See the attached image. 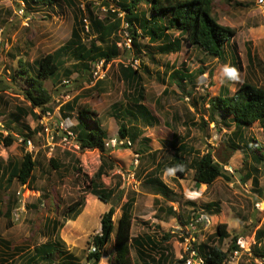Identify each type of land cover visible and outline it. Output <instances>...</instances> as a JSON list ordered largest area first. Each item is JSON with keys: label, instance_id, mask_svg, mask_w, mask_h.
Wrapping results in <instances>:
<instances>
[{"label": "rangeland", "instance_id": "obj_1", "mask_svg": "<svg viewBox=\"0 0 264 264\" xmlns=\"http://www.w3.org/2000/svg\"><path fill=\"white\" fill-rule=\"evenodd\" d=\"M77 1L83 3L84 0ZM94 1L100 16H104L106 10H120L115 0ZM24 6L22 0H0V95L3 96L0 133L15 136L14 143L8 147L0 140V237L10 241L9 254L16 259L22 252L31 253L42 243L55 242L53 225L50 223L48 229L45 224L56 219L65 244L60 245L61 254L56 251L55 263L91 264L87 255L93 247V236L101 231L102 215L114 205L116 223L122 206L131 200L133 237L154 236L162 246H168L172 255L169 254V263L165 261V264H185L182 262L185 251L180 244L181 226L188 223V215H195L194 222L201 214L210 217V222H198L197 236L201 243L217 245L226 251L234 236L250 243L254 239V243L240 247L227 264H264V257L254 250L261 246L256 233L259 228L264 229V155L258 145L250 148L249 143L253 138L264 143V122L247 126L245 138L236 141L239 149L233 151L229 145L233 127L222 122L221 113L216 116V122L208 113L210 98L223 86L231 92L243 81L264 87V7L257 0H214L213 13L218 22L236 30L225 61L206 55L203 49L193 48L186 42L179 52L164 54L161 52L163 41L154 43L141 37L139 41L144 47L139 55L144 58L143 64L139 59L133 60L135 47L122 51L115 61L104 64L106 76L99 79L104 83L98 87H93L96 81L89 71L74 72L70 77L61 72L58 81L46 80L53 96L51 116L29 115L17 120L16 107L28 106L23 91L31 86L22 77L23 67L35 75L37 60L57 51L70 39L79 14L74 4L63 0L53 5ZM141 9L147 11L148 18L152 16L148 3H141ZM126 27L123 26L124 38L128 35ZM169 32L172 40L181 37L178 30ZM94 37L83 34V42L90 46ZM234 50L237 59H234ZM63 56L66 67L74 62L67 55ZM131 62L140 69L147 67L142 82L146 93L144 105L155 120L151 124H145L141 118L127 121L131 127L139 125L143 131L130 148H125L112 146V140L119 138L118 122L129 118L123 110L139 112L129 97H125L128 92L120 74L119 64ZM183 64L196 73V78L179 85L165 73L181 70ZM225 66L235 68L239 78L229 80L223 72ZM198 70L202 72L197 73ZM67 80L69 82L65 83ZM76 96L82 97L79 105L87 104L98 113L108 133L106 146L110 158L102 179L113 190L110 202L88 192L90 178L102 163L100 152L97 149L81 152L74 138L63 139L65 133L60 122L67 130L74 131L80 106L64 115L58 108ZM114 106L120 107L119 111L114 112ZM202 119L207 124L201 123ZM174 133L178 136L176 146L186 142L195 148L194 152L184 154V158L197 161L211 151L216 161L226 162L224 166L231 174V181L221 177L210 186L198 185L193 169L181 178L177 170L171 168L158 174L167 188L166 193L159 189V184L149 183V174L156 164L168 163L178 153L172 145ZM27 140H31V144ZM25 152H31L38 161L34 182L28 186L20 185L17 180L9 184L6 180L9 167L18 164ZM51 158L58 161L57 168L52 166ZM81 198L85 199L81 212L75 220L69 219L73 212L67 211L68 206ZM174 206L178 210H174ZM224 222L228 224L229 236L221 241L217 225ZM166 233L171 236L168 242L164 239ZM113 240L114 236L99 264H111ZM16 246L21 249L12 250ZM1 248V252L6 250L4 246ZM260 252L264 253L263 247ZM157 256L158 253L151 252L147 254V261L155 264ZM131 258L134 264L143 263L134 250ZM16 261L19 264L20 260Z\"/></svg>", "mask_w": 264, "mask_h": 264}, {"label": "trees", "instance_id": "obj_2", "mask_svg": "<svg viewBox=\"0 0 264 264\" xmlns=\"http://www.w3.org/2000/svg\"><path fill=\"white\" fill-rule=\"evenodd\" d=\"M25 6L33 4L53 5L61 0H22ZM67 3H72L77 8L79 14L76 15V22L72 28L70 39L62 45L57 51L48 53L39 60H37L36 74H31L27 67H23V78L27 79L31 86L23 91L24 99L28 106L16 107L17 120L22 116L32 115L34 118H40L47 111H51V102L53 96L46 86V80L51 79L54 82L58 81L62 74L70 77L74 72L85 71L91 72L92 65L95 62L104 61L107 65L115 61L129 48L118 46L120 41H123V26L132 39V47H135L133 60L139 59L142 64L144 58L139 55L142 54L144 47L139 38H148L154 43L162 42L161 52L169 54L172 52H179L182 49L183 42L190 44L193 48L203 49L205 54H209L219 60H227L229 54V45L232 43L236 30L230 26L220 24L215 17L214 0H115L118 2L120 10L118 12L113 10H106L104 16H100L97 12V6L94 0H84L78 2L77 0H63ZM143 2L149 4L152 16L147 17V11L139 10V5ZM107 5L106 2H104ZM83 5V6H82ZM24 6V7H25ZM178 30L181 37H175L172 40V34L169 31ZM83 34L90 36L93 34L96 38L87 46L83 42ZM99 42V44L96 43ZM146 48L148 47L147 44ZM132 47H130L132 49ZM124 48V49H123ZM137 53V54H136ZM63 55L71 60L72 64L66 67V59ZM146 55V54H145ZM234 59H237L236 51L234 50ZM21 63L22 60H19ZM141 64V65H142ZM24 66V65H23ZM120 74L126 85L125 97H129L132 106L138 108V114L135 110H123L128 113L129 118L126 121H119L118 135L119 139H128L131 143L135 142L139 134L142 133L140 126H130L127 121L133 122V119H142L145 124H151L155 120L154 115L144 105L145 102V87L143 86L144 70L138 66H134V62L130 64H119ZM183 68V69H182ZM181 70H175L168 74L165 73L171 80L179 85L191 78H196V73L189 70L186 64H183ZM202 70H198L197 73ZM103 80H97L93 87H98L103 84ZM2 81L0 80V85ZM81 96H76L72 101L67 102L60 108V113L63 115L66 112L79 110V122L76 124L74 131L75 140L81 152L87 150H98L101 154V165L93 177L89 181V193L97 196L105 202H110L113 196V190L109 189L102 176L105 173L106 164H109L108 150L106 146L107 131L102 127L98 113L87 104H80ZM3 96L0 95V101H3ZM120 108V107H119ZM117 106H114V112L119 111ZM39 112H36V110ZM209 117L213 122H216V116L222 114V122L227 126H232L233 130L229 136V145L233 151L239 149L238 140L245 138V129L247 126H252L264 122V87L255 85L250 81H243L237 86L234 92L227 86H223L219 93L210 98L208 108ZM1 115V112H0ZM117 118H119L117 116ZM201 123L205 124L202 119ZM207 124V123H206ZM176 133L172 140L173 147L176 148L174 160L168 163H158L149 174L148 182L152 184H159V188L163 193H166V186L161 178L158 176L168 169H176L179 176L182 178L190 170H194V179L201 184L210 186L218 178H224L231 181V174L225 169L226 162L220 163L216 161L211 151L204 153L197 161L188 160L184 158V154H190L195 151L193 146H189L186 142H181L176 146ZM27 137H25V140ZM0 140L6 147L11 146L15 141V136L8 133L4 136L0 133ZM178 142V141H177ZM250 143V148L259 146L264 155V143L261 144L256 138H253ZM125 148H130L126 143ZM144 150V149H143ZM142 151V149L140 150ZM50 162L54 168L58 167V161L51 158ZM38 165L37 159L31 152H25L22 160L13 165L6 178L7 182L11 184L17 180L20 185L28 186L34 182V171ZM85 199L81 198L68 206L67 211L73 212L69 219H76L84 206ZM116 207L112 205L101 218V231L93 236V247L95 250H90L87 255V260L91 264H99L106 247L109 242L113 240V251L110 257L111 264H134L131 258V250L134 245L139 248L144 241L143 236L139 235L137 238L132 236L133 214L132 201L128 200L122 206V213L115 223L114 214ZM1 216V214H0ZM195 215H188V223H193ZM50 223L52 226V233L55 242H45L35 247L31 253L24 251L17 256L20 260L19 264H56L55 253L61 254L60 245L65 244L59 231L58 220L50 219L45 226L49 229ZM227 223H219L217 225V233L220 240L223 241L229 232L227 231ZM56 232V233H55ZM147 237V246L155 245L154 240L150 235ZM170 233L164 235L167 241L170 239ZM261 247L264 248V243L261 238H264V229L259 228L255 236ZM238 236H234L228 249L224 251L220 246L210 245L208 243H200V253L205 258V264H227L231 256L235 252L240 251L237 244ZM1 247H5V251L1 252L0 247V264H16V259L9 254L11 252L10 241L0 237ZM14 249H21L14 247ZM259 248H254L260 257H264V253L260 252ZM12 257V258H11ZM161 258V257H160ZM184 263V260H182ZM68 264V263H66Z\"/></svg>", "mask_w": 264, "mask_h": 264}, {"label": "built area", "instance_id": "obj_3", "mask_svg": "<svg viewBox=\"0 0 264 264\" xmlns=\"http://www.w3.org/2000/svg\"><path fill=\"white\" fill-rule=\"evenodd\" d=\"M257 2L264 7V0H257ZM21 12H23L24 10L21 9L20 10ZM118 46L119 47H132V39L129 37V35H127L126 38L123 39L122 42H119L118 43ZM135 66V64H134ZM104 61H100V62H96L91 70V73H92V77L94 78V82L99 80V79H103L105 78L106 76V72H104ZM65 83H68L69 81H64ZM58 110L60 111V108H58ZM52 112L51 111H47L45 114H44V118H45V115H48V116H51ZM60 125L61 127L64 129V141H67L69 138H74L75 139V134L70 131V130H67L65 127H64V123L63 122H60ZM51 139H54V136L51 137ZM27 142H29L31 144V140H27ZM128 144L130 147L132 145L131 141L130 140H127L125 141L124 139H114L112 140V146H123L124 144ZM77 147H79L77 145ZM51 151H53V148L50 149ZM139 155L137 156V160L136 162L138 163L139 162ZM174 210H178L177 206H174ZM202 221H205V222H210V217L208 215H204V214H201V216H199V220H194L193 223H186L184 224L183 226H181V233H180V239H182V241H180V244H181V247L184 248V251H185V255L182 257H184V262L185 264H205V258L204 256L202 255V253H200V248H199V245H200V239L198 238L197 234L199 233L200 231V228H199V224L198 222H202ZM243 240H244V244L243 243ZM251 243H254V239L252 240ZM249 240L243 238V237H240L238 238L237 240V244L239 245V247H242V248H245L247 246V244H251ZM250 247V246H249ZM96 247H92V250H95ZM239 252V251H237Z\"/></svg>", "mask_w": 264, "mask_h": 264}, {"label": "crops", "instance_id": "obj_4", "mask_svg": "<svg viewBox=\"0 0 264 264\" xmlns=\"http://www.w3.org/2000/svg\"><path fill=\"white\" fill-rule=\"evenodd\" d=\"M111 206L112 205H110V207ZM139 235H136L135 238H137V236H139ZM132 236H133V234H132ZM145 236L146 235L143 234L144 241H143V244L139 248H137L136 245H134L133 248H132V250L135 251V254H136L137 258L139 260H141V262H143L142 264H151L150 262L147 261V254H151V252L158 253L157 259L154 260L153 263H155V264H165L166 263L165 261L168 262L169 254H171V251H170L169 247L168 246H162V244L160 243V240L156 241L154 236H151V238L154 240L155 245L147 246V241H146L147 237H145ZM260 241H262L264 243V238H261ZM165 242H168V241H165ZM132 250H131V252H132ZM105 251H106V249H105ZM102 258H104V255H103Z\"/></svg>", "mask_w": 264, "mask_h": 264}, {"label": "clouds", "instance_id": "obj_5", "mask_svg": "<svg viewBox=\"0 0 264 264\" xmlns=\"http://www.w3.org/2000/svg\"><path fill=\"white\" fill-rule=\"evenodd\" d=\"M223 72H224V75L229 80H233V79H238L239 78L236 69L233 68V67L225 66L224 69H223Z\"/></svg>", "mask_w": 264, "mask_h": 264}, {"label": "water", "instance_id": "obj_6", "mask_svg": "<svg viewBox=\"0 0 264 264\" xmlns=\"http://www.w3.org/2000/svg\"><path fill=\"white\" fill-rule=\"evenodd\" d=\"M198 183V185H201V183L200 182H197Z\"/></svg>", "mask_w": 264, "mask_h": 264}]
</instances>
